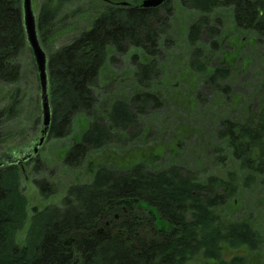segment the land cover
<instances>
[{
  "label": "trees",
  "instance_id": "1",
  "mask_svg": "<svg viewBox=\"0 0 264 264\" xmlns=\"http://www.w3.org/2000/svg\"><path fill=\"white\" fill-rule=\"evenodd\" d=\"M76 1L44 0L36 20L42 47L59 13ZM178 1L181 9L197 14L186 36L195 78L211 92L228 96L232 87L220 83L231 79V71L223 67L208 72L202 61L200 45L205 39L211 40V51L218 49L221 21L211 15L230 9L234 29L251 34L262 50L264 0ZM90 3L95 17L89 29L70 32L69 40L47 55L51 139L66 137L76 115L90 118L97 102L96 80L110 52L122 56L138 49L150 60L139 63L137 55L131 58L136 87L145 90L160 75L156 60L162 47L172 44L168 37L175 9L172 0L156 9L141 8L140 0H130L127 6L111 0ZM26 46L22 0H0V95L3 89L11 90L0 104V147L11 140L8 125L21 114V95L13 89ZM247 103L239 119H223L215 127L209 157L217 172L178 165L152 169L140 162L99 167L89 182L69 185L59 204L31 217L21 187L27 161L18 165L24 147L0 148V264H247L248 257L261 250L264 238L249 219L225 221L222 210L241 188H249L264 175V72ZM160 107L157 97L145 91L114 100L107 118L90 120L72 142L63 166L78 168L89 153L121 142V134L137 139L146 115ZM44 170L35 158L30 172ZM33 181L42 199L55 193L47 178ZM25 226V236L19 239ZM227 250L232 252L229 258ZM259 264H264V257Z\"/></svg>",
  "mask_w": 264,
  "mask_h": 264
},
{
  "label": "rangeland",
  "instance_id": "2",
  "mask_svg": "<svg viewBox=\"0 0 264 264\" xmlns=\"http://www.w3.org/2000/svg\"><path fill=\"white\" fill-rule=\"evenodd\" d=\"M90 0H77L71 6H65L59 13L55 28L45 37V47L41 46L46 56L54 49L69 40L70 32L89 29L95 13ZM110 1V0H109ZM114 4L128 3L130 0H111ZM143 0H140L142 2ZM167 1V0H166ZM32 10L37 20L44 0H31ZM107 2V0H100ZM175 7L169 20L168 37L172 44L162 47L161 55L156 60L159 77L152 81L150 88L142 90L136 87L133 78L135 66L131 64L133 55L139 63L150 60L138 49H130L122 56L110 52L108 60L100 70L96 80V106L90 118L83 114L74 117L69 134L63 139H51L48 134L40 146L42 126L40 122V88L32 54L28 48L19 58L21 76L15 89L21 95V114L19 119L8 125L12 133L0 148L3 151L24 147V160L38 148L35 158L45 166L41 173L30 172L34 160L27 161L21 172V187L27 202L28 217L33 216L48 205H57L63 198L67 187L74 183H87L99 167L122 168L132 163H144L152 169H162L178 165L191 170L217 172L209 157V147L214 144L213 134L220 120L239 119L242 109L251 99L252 88L258 85L264 72V49L258 50L251 34L234 29L230 9H220L211 16L219 18L221 27L216 40L218 49H209L211 40H204L202 61L208 72L215 68H228L231 79L220 83L232 87L228 96L211 92L204 86L190 66L191 48L186 36L189 25L195 21L197 14L179 7L178 0H172ZM160 7V6H159ZM113 60V61H112ZM0 104L5 103L10 89H3ZM143 91L157 97L161 102L158 110L149 112L141 123V135L131 141L120 135L121 142L105 146L97 152H91L78 168L73 170L63 166L66 151L73 141L77 140L90 120H105L110 104L116 99L128 100L133 92ZM23 145H20L22 144ZM27 144H31L28 148ZM24 161L20 162L18 165ZM26 164V163H25ZM47 178L55 186V193L42 199L33 180ZM242 190L223 208L225 221L249 219L264 238V175L258 178L249 188ZM248 211V212H246ZM26 226L19 233L24 238ZM226 257L232 256L226 251ZM264 257V244L260 251L248 257L247 264H259Z\"/></svg>",
  "mask_w": 264,
  "mask_h": 264
},
{
  "label": "water",
  "instance_id": "3",
  "mask_svg": "<svg viewBox=\"0 0 264 264\" xmlns=\"http://www.w3.org/2000/svg\"><path fill=\"white\" fill-rule=\"evenodd\" d=\"M166 0H143L140 4V7L143 9H156L165 3ZM123 6H127L128 4L123 2L121 3ZM22 21L25 33V39L27 46L32 54L33 61L35 64L39 88H40V109H41V118H42V138L40 139V146L44 140V136L47 135L48 129L50 126L51 120V110L49 106L48 94H47V56L43 51L36 29V18L34 12L32 10V2L31 0H22ZM38 148L33 150V154H37ZM31 154H29L24 160L29 158ZM0 166L2 164L0 163Z\"/></svg>",
  "mask_w": 264,
  "mask_h": 264
},
{
  "label": "flooded vegetation",
  "instance_id": "4",
  "mask_svg": "<svg viewBox=\"0 0 264 264\" xmlns=\"http://www.w3.org/2000/svg\"><path fill=\"white\" fill-rule=\"evenodd\" d=\"M21 153H22V152H21ZM37 154H38V152H37ZM37 154H36V155H37ZM22 155H23V153H22ZM36 155L31 154V156H30L29 158H27L26 160H22V161L25 162V161H31V160H34ZM22 161H21V162H22Z\"/></svg>",
  "mask_w": 264,
  "mask_h": 264
}]
</instances>
